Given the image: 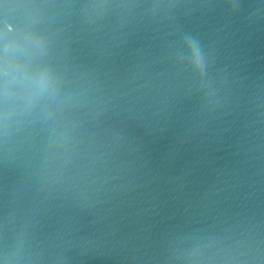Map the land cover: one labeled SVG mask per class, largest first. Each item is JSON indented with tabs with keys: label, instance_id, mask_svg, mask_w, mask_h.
Masks as SVG:
<instances>
[{
	"label": "water",
	"instance_id": "water-1",
	"mask_svg": "<svg viewBox=\"0 0 264 264\" xmlns=\"http://www.w3.org/2000/svg\"><path fill=\"white\" fill-rule=\"evenodd\" d=\"M0 264H264V0H0Z\"/></svg>",
	"mask_w": 264,
	"mask_h": 264
}]
</instances>
